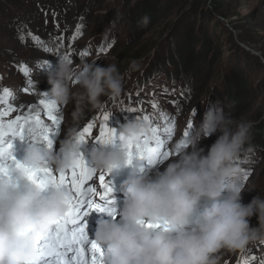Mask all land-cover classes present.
Masks as SVG:
<instances>
[{"label": "rangeland", "instance_id": "obj_1", "mask_svg": "<svg viewBox=\"0 0 264 264\" xmlns=\"http://www.w3.org/2000/svg\"><path fill=\"white\" fill-rule=\"evenodd\" d=\"M217 2L224 5L221 12H216L214 0H0V110L9 106L15 109L5 121L39 112L48 122L39 101L44 98L41 92L50 90L44 87L49 84L48 75L56 70L59 59L48 49L69 54L77 64L106 67L115 63L124 74L122 97L106 98L103 111L85 109L78 122L80 131L88 123H94V133L98 135L104 124L103 115L108 112L109 127L119 136L125 123L148 115L152 127L161 129L170 160L174 158V148L184 139L188 122L194 119V126L199 127L206 105L216 103L231 112L233 119L251 122L252 127L263 124L260 134L249 137L245 155L237 164L248 177L244 181L249 192L243 194V202L247 204L258 195L264 196V69L254 70L241 53L252 55L253 63L259 61L264 65L261 55L255 52L264 49V0ZM207 9L214 13L213 18L206 17ZM145 16L149 17L147 25L142 23ZM233 24L243 29L247 42L239 41L238 32L231 28ZM186 46L191 48L182 49ZM190 55L199 57L200 72L188 62ZM46 60L49 66L43 68ZM133 60L139 70L128 73L126 69ZM21 65L28 68V75L20 70ZM241 66L246 79L244 93L240 90L231 93L227 84L235 80L233 71ZM35 81H39L38 88L33 86ZM4 89L8 90L7 96ZM234 99L238 100L236 104ZM59 107L62 125L52 137L53 152L60 151L66 128L73 122L76 111L74 104ZM129 108H135L136 112H129ZM166 118L172 121L170 138L163 132ZM95 135L81 148L89 166H92L90 152L101 146ZM218 136L219 133L202 141L200 147L205 154ZM12 143L13 155L22 163L30 141L16 138ZM120 143L117 139L115 144ZM168 162L154 166L143 162V167L154 174L163 171ZM130 170L129 167L115 171L108 177L114 185L116 215L123 204L120 186ZM99 174L93 184L98 191ZM96 217L93 211L86 221ZM251 224L257 225L256 217ZM89 234L94 240L95 233ZM219 255L220 264H264V243L251 244L238 252L222 251Z\"/></svg>", "mask_w": 264, "mask_h": 264}, {"label": "clouds", "instance_id": "obj_2", "mask_svg": "<svg viewBox=\"0 0 264 264\" xmlns=\"http://www.w3.org/2000/svg\"><path fill=\"white\" fill-rule=\"evenodd\" d=\"M147 25L149 17H143ZM57 56L48 75L46 96L57 106L74 104L73 122L65 131L59 152L37 140L28 144L23 162L30 169L70 172L81 155L79 120L85 109L103 111L105 99L119 100L124 74L115 63L106 67L77 64L72 56L50 48ZM49 62L44 61V67ZM139 70L132 61L126 72ZM39 86V81L33 82ZM197 113V109H193ZM174 148V158L163 171L146 172L143 161L129 163L124 143L101 144L90 152L96 172L112 174L131 168L120 186L123 204L119 220L97 221L95 242L103 249L102 264H220L222 251L238 252L264 243V196L243 202L244 171L237 161L245 155L251 122L232 118L216 103H208L203 122ZM153 127L143 118L125 123L119 135L125 141L150 137ZM219 133L205 154L202 141ZM51 186V190H49ZM70 193L49 183L42 188L20 168L0 177V264H32L38 258V240L47 237L67 209ZM257 218V225L251 219ZM152 225L153 227H149ZM161 227H156V226Z\"/></svg>", "mask_w": 264, "mask_h": 264}, {"label": "snow or ice", "instance_id": "obj_3", "mask_svg": "<svg viewBox=\"0 0 264 264\" xmlns=\"http://www.w3.org/2000/svg\"><path fill=\"white\" fill-rule=\"evenodd\" d=\"M77 31H80L79 28ZM20 70L28 75L27 67L21 65ZM25 91L27 92L28 89L26 88ZM8 94V90L4 89V95ZM41 95L44 98L39 101V104L43 106L42 111L47 117V123L39 112L35 115H18L15 119L5 121V117H8L15 109L9 106L0 110V177L9 175L12 168H20L28 179L42 188H46L49 183H52L70 193L66 202L67 211L56 222L53 233L38 240V258L32 264H102L103 249L95 240L89 238L86 218L93 211L106 213L115 218L117 208L114 206L116 203L113 198L114 185L108 179L111 174H99L100 190L98 191L93 186L97 172L89 166L82 153L70 172L59 174L54 173L51 169L26 168L13 155L12 140L16 138L21 141L37 140L46 145L48 149L53 148L52 137L59 132L62 125V118L58 115L61 109L47 98L46 93L41 92ZM152 107L155 109V104ZM128 111L135 113L136 109L129 108ZM143 119L150 121L148 115H144ZM109 120L110 113L105 112L103 115L104 124L100 126L98 135L94 133V123H88L80 131V144H86L89 138L94 135L95 140L101 144H115L119 139L127 148L129 163L141 160L148 166H154L168 160L171 153L165 148V138L160 135L159 127L153 128L150 137L125 141L122 136H117L115 129L109 127ZM191 128L192 122L189 121L187 130L183 133L184 139L181 140L180 147L189 136ZM163 132L166 138L171 137L173 132L171 118L165 119ZM247 178L246 174L244 179L247 180ZM149 227L153 226L149 225ZM69 253L72 255L69 256Z\"/></svg>", "mask_w": 264, "mask_h": 264}, {"label": "trees", "instance_id": "obj_4", "mask_svg": "<svg viewBox=\"0 0 264 264\" xmlns=\"http://www.w3.org/2000/svg\"><path fill=\"white\" fill-rule=\"evenodd\" d=\"M157 5H158V3H157ZM156 5V6H157ZM213 7V6H212ZM222 7H224V5L222 4V3H220V2H217V0H214V8H215V10H216V12L217 11H219V12H221V8ZM214 8H213V11H214ZM208 10V9H207ZM208 12H209V15L208 16H206L207 18H209V19H211V18H213L214 17V13H211V11L210 10H208ZM222 15H224V16H226L227 14H224V13H221ZM140 20V19H139ZM244 23H245V21H243ZM248 26V25H247ZM231 28L233 29V30H235L236 32H238V36H239V41H241V43H244V42H247V40H245V37H244V33H243V29H240V28H238L236 25H231ZM232 39V38H231ZM233 44V46H235L236 44L234 43V42H232ZM263 46H264V43H263ZM186 48H191V46H186V47H184V48H182V49H186ZM259 50V52L258 51H255V52H257L259 55H261V57L264 59V49L263 50H261V49H258ZM241 53H242V55H244V56H246L247 58H248V60L251 62V64L254 66V70H256L257 72L259 71V69H264V65H262V63H260L259 61H254V63L252 62V60H255L254 59V57H252V55H250V54H247V53H245L244 51H241ZM202 57H204V55H202ZM149 58H151V57H149ZM198 61H199V57H193L192 55H190L189 56V60H188V62L190 63V64H193V66H195V68H196V70L198 71V72H200V67H198ZM192 66V65H191ZM242 69H243V67L241 66L240 68H238V69H234V71H233V75H234V77H235V80H232L233 82H228V84H227V88H228V90L231 92V93H233V91L235 92V93H238L239 92V90L240 91H242L243 93H244V89H245V87H246V79L244 78V76H243V74H242ZM241 92V93H242ZM240 94V93H239ZM244 95V94H243ZM238 102V100L237 99H234V102H233V104H236ZM245 103V100L241 103V104H244ZM263 128V124L262 125H259V126H253L252 128H251V131H250V133H249V137H251V136H254L255 134H260L261 133V129Z\"/></svg>", "mask_w": 264, "mask_h": 264}, {"label": "bare ground", "instance_id": "obj_5", "mask_svg": "<svg viewBox=\"0 0 264 264\" xmlns=\"http://www.w3.org/2000/svg\"><path fill=\"white\" fill-rule=\"evenodd\" d=\"M258 54V53H257ZM259 55V54H258ZM259 57H261V56H259ZM261 60H263V58L261 57ZM50 88V85L48 84L47 86H45L44 87V90L45 89H49ZM44 93V92H43ZM114 197V196H113ZM122 199V198H121ZM94 215H97V217H96V219L97 218H99V219H101L102 217L103 218H105V219H109V217L107 218V216H108V214H106V213H98V212H95L94 211ZM115 218L117 219V220H119L120 218H119V216L118 215H116L115 216ZM96 219L95 220H91L90 219V221H86V223H87V233H89L90 232V234L89 235H93L94 233H95V231H96V228H97V221H96ZM95 239V238H94ZM72 254L71 253H69V256H71Z\"/></svg>", "mask_w": 264, "mask_h": 264}, {"label": "water", "instance_id": "obj_6", "mask_svg": "<svg viewBox=\"0 0 264 264\" xmlns=\"http://www.w3.org/2000/svg\"><path fill=\"white\" fill-rule=\"evenodd\" d=\"M264 60V59H263Z\"/></svg>", "mask_w": 264, "mask_h": 264}]
</instances>
